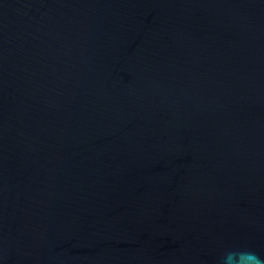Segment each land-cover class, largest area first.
I'll return each mask as SVG.
<instances>
[{
  "label": "water",
  "instance_id": "1",
  "mask_svg": "<svg viewBox=\"0 0 264 264\" xmlns=\"http://www.w3.org/2000/svg\"><path fill=\"white\" fill-rule=\"evenodd\" d=\"M264 257V0H0V264Z\"/></svg>",
  "mask_w": 264,
  "mask_h": 264
},
{
  "label": "clouds",
  "instance_id": "2",
  "mask_svg": "<svg viewBox=\"0 0 264 264\" xmlns=\"http://www.w3.org/2000/svg\"><path fill=\"white\" fill-rule=\"evenodd\" d=\"M216 264H264V257L247 247H234L222 251Z\"/></svg>",
  "mask_w": 264,
  "mask_h": 264
}]
</instances>
